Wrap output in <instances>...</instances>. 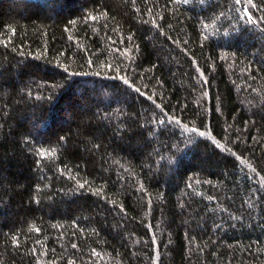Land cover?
Returning a JSON list of instances; mask_svg holds the SVG:
<instances>
[{
    "label": "trees",
    "instance_id": "1",
    "mask_svg": "<svg viewBox=\"0 0 264 264\" xmlns=\"http://www.w3.org/2000/svg\"><path fill=\"white\" fill-rule=\"evenodd\" d=\"M242 16L0 0V264H264V23Z\"/></svg>",
    "mask_w": 264,
    "mask_h": 264
},
{
    "label": "snow or ice",
    "instance_id": "2",
    "mask_svg": "<svg viewBox=\"0 0 264 264\" xmlns=\"http://www.w3.org/2000/svg\"><path fill=\"white\" fill-rule=\"evenodd\" d=\"M235 5H240L242 6V12H243V16L241 17L243 18H248L249 22L251 23H264V17H259V20H254L252 19V12L249 11V6L252 9H256L257 11H264V0H260V4L257 3H253V0H235ZM238 11H240L241 9H237ZM138 91V90H137ZM160 124H164V121H158ZM193 131H196V129H193ZM200 135H203V133H200ZM42 152V150H41ZM84 185H80V187H83Z\"/></svg>",
    "mask_w": 264,
    "mask_h": 264
}]
</instances>
